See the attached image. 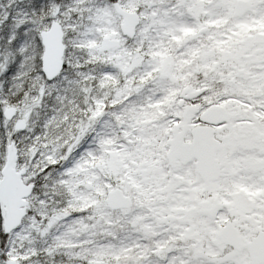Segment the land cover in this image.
Masks as SVG:
<instances>
[{
    "label": "snow or ice",
    "instance_id": "obj_1",
    "mask_svg": "<svg viewBox=\"0 0 264 264\" xmlns=\"http://www.w3.org/2000/svg\"><path fill=\"white\" fill-rule=\"evenodd\" d=\"M0 264H264V0H0Z\"/></svg>",
    "mask_w": 264,
    "mask_h": 264
}]
</instances>
